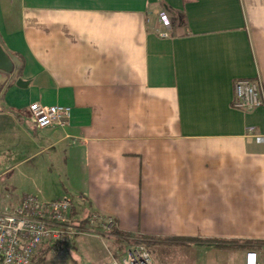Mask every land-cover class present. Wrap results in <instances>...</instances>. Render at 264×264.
<instances>
[{
	"label": "crops",
	"instance_id": "crops-1",
	"mask_svg": "<svg viewBox=\"0 0 264 264\" xmlns=\"http://www.w3.org/2000/svg\"><path fill=\"white\" fill-rule=\"evenodd\" d=\"M0 41L18 72L0 85V135L25 127L32 148L11 169L45 158L25 196L67 195L74 215L78 199L82 227L123 243L120 255L145 238L188 247L178 264H259L264 107L233 101L237 80L264 84V0H0ZM34 102L70 107L69 124L35 128ZM38 172L58 180L43 188ZM68 249L72 238L36 264H78Z\"/></svg>",
	"mask_w": 264,
	"mask_h": 264
},
{
	"label": "built area",
	"instance_id": "built-area-1",
	"mask_svg": "<svg viewBox=\"0 0 264 264\" xmlns=\"http://www.w3.org/2000/svg\"><path fill=\"white\" fill-rule=\"evenodd\" d=\"M171 24L166 12L159 13L156 29L161 38H169V33L161 28H170ZM234 88V109L252 111L264 107V84L260 78L239 79ZM27 111L37 129L65 128L72 116L68 106L39 102L30 104ZM260 139L264 142V138ZM72 208V198L67 195L51 201L27 195L13 207L0 203V264H35L38 253L46 245L62 247L67 239L88 232L71 216ZM97 219L107 231L114 226L113 220L97 216L91 222ZM126 252L127 256L114 264H154L149 250L142 244H132ZM247 264H257L256 253L247 255Z\"/></svg>",
	"mask_w": 264,
	"mask_h": 264
},
{
	"label": "rangeland",
	"instance_id": "rangeland-1",
	"mask_svg": "<svg viewBox=\"0 0 264 264\" xmlns=\"http://www.w3.org/2000/svg\"><path fill=\"white\" fill-rule=\"evenodd\" d=\"M26 126H28V123H26ZM26 129L25 127L23 129L16 128V132L10 129L7 133L0 135V203L9 207H12L13 201L16 198L24 194L34 193L33 189L36 188V184L32 183L29 174L26 173L30 171L33 165L44 163L45 159L43 156H40L32 162L22 164L21 167H17L15 170L11 169L13 166L25 160L28 151L30 152L32 149L27 140L28 129L25 131ZM34 179L38 183H42L41 186L43 188L51 189L53 183L58 180V177L50 178L49 175V177L47 176L42 179L40 172H38ZM6 196H10L12 200L5 203L3 199ZM75 204L77 207V214L74 215L76 217L75 219L82 220L80 219L82 216L79 217L78 215L84 211L78 199H76ZM81 228L85 229L82 226ZM94 231L91 228L86 233L72 237L75 240L76 250L68 249V252L78 264H114L115 260L127 256L126 251L120 255V250L124 249L123 243L114 241L103 232ZM136 242L130 241L132 244ZM147 247L150 250L149 252L155 264L183 263V256L190 250L188 247L182 245H147ZM213 251L217 252L219 250L214 249ZM174 255L175 257L173 258L172 256ZM259 264H264V254L260 256Z\"/></svg>",
	"mask_w": 264,
	"mask_h": 264
},
{
	"label": "water",
	"instance_id": "water-1",
	"mask_svg": "<svg viewBox=\"0 0 264 264\" xmlns=\"http://www.w3.org/2000/svg\"><path fill=\"white\" fill-rule=\"evenodd\" d=\"M17 74L14 58L0 41V85L8 84L15 79ZM29 84L30 81H25L22 78L16 80V86L19 88H27Z\"/></svg>",
	"mask_w": 264,
	"mask_h": 264
},
{
	"label": "trees",
	"instance_id": "trees-1",
	"mask_svg": "<svg viewBox=\"0 0 264 264\" xmlns=\"http://www.w3.org/2000/svg\"><path fill=\"white\" fill-rule=\"evenodd\" d=\"M71 216L74 217L73 212H72V215H71ZM87 222H88V220H87V221H86V220H83V221H79V224H80L81 226H85V224H86ZM110 232H112V233L115 234V235L125 236V237H127V238H131V237H133V236L130 235V234H123V233L119 232L117 229H114V228H112V229L110 230ZM136 243H137V244L140 243V244L145 245V246L148 245V243H147V241H146L145 238H141L140 240H137ZM63 244H64V243H63ZM59 248H60L59 245H58V246L46 245L42 250H40V252L38 253V257H39L40 254H44V255H46V254H48L50 251L52 252V251H54V250H58ZM42 261H43V260H42ZM42 261H41V262H42ZM35 264H36V263H35Z\"/></svg>",
	"mask_w": 264,
	"mask_h": 264
}]
</instances>
